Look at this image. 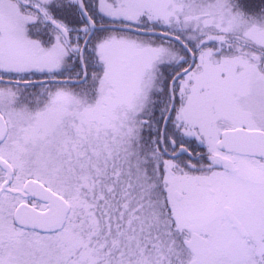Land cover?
Wrapping results in <instances>:
<instances>
[{
	"label": "snow or ice",
	"instance_id": "snow-or-ice-1",
	"mask_svg": "<svg viewBox=\"0 0 264 264\" xmlns=\"http://www.w3.org/2000/svg\"><path fill=\"white\" fill-rule=\"evenodd\" d=\"M0 264H264V0H0Z\"/></svg>",
	"mask_w": 264,
	"mask_h": 264
}]
</instances>
